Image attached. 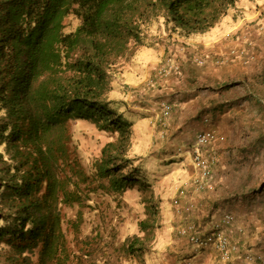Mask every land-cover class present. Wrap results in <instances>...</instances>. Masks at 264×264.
Instances as JSON below:
<instances>
[{"label": "trees", "instance_id": "trees-1", "mask_svg": "<svg viewBox=\"0 0 264 264\" xmlns=\"http://www.w3.org/2000/svg\"><path fill=\"white\" fill-rule=\"evenodd\" d=\"M237 2L0 0V251L6 264H33L35 250V264L69 262L62 210L88 199L83 186L94 181L111 195L150 187L130 156L132 123L110 106L112 83L160 17L172 32L202 34ZM70 18L78 22L67 31ZM197 114L209 117L202 108ZM75 120L114 135L93 161L92 176L71 149ZM223 137L215 145L217 163ZM153 227L139 222L141 232ZM124 248L132 256L147 250L136 235Z\"/></svg>", "mask_w": 264, "mask_h": 264}, {"label": "rangeland", "instance_id": "rangeland-1", "mask_svg": "<svg viewBox=\"0 0 264 264\" xmlns=\"http://www.w3.org/2000/svg\"><path fill=\"white\" fill-rule=\"evenodd\" d=\"M77 22L70 18L67 31ZM154 43L162 45L164 53L156 67L150 69L154 84L149 90L162 92H158V97L149 95L145 100L148 123L151 115L159 111V99L169 98L173 102L171 123L183 117V112L175 113L176 94L167 92L169 81L173 79L178 83L170 86L193 87L204 101L208 97L212 99L217 91H223L217 95L222 100L217 113L202 108L203 114L212 119V114L219 115L220 119L223 116L222 123L227 126L220 161L212 172V187L192 195L196 204L193 213L183 219L177 217L171 200L177 187L193 173L190 158L184 155L191 137L183 141L178 150L171 141L162 142L157 136V140H153L151 136L157 135L156 131L151 133L150 124L145 118H139L135 132L133 130L130 156L138 159L136 163L141 164L142 175L150 187H134L123 195H111L96 189L94 181L83 186L88 187V199L62 210L71 253L67 264H78L77 259L82 264L173 263L181 259L176 247L185 250V255L191 251L186 240L178 235V227L187 221L185 218L192 217L201 229L207 230L211 220L224 212L232 213L235 222L243 228L247 246L264 254V0H238L225 17L202 34L184 36L172 32L160 17L146 29L143 45L137 46L128 58L141 46ZM195 58H200L202 63ZM160 66L168 69L167 77L158 75ZM182 73L193 77L189 79L192 85L179 79ZM133 98L137 102V98ZM116 105L111 103L110 106L116 110ZM193 120L201 121V118ZM71 129V149L75 150L80 167L92 176L93 161L114 135L97 130L86 120L73 121ZM135 139L137 147H134ZM147 139L156 142V150L147 145ZM3 150L0 145V152ZM160 150L162 156L158 155L153 163L148 162V154ZM180 152L182 156L178 155ZM144 219L154 225L148 233L139 228V222ZM72 221H77V227H71ZM134 235L147 246L139 256L124 250L126 241ZM31 258L35 264L37 250ZM0 264H6L1 251Z\"/></svg>", "mask_w": 264, "mask_h": 264}, {"label": "built area", "instance_id": "built-area-1", "mask_svg": "<svg viewBox=\"0 0 264 264\" xmlns=\"http://www.w3.org/2000/svg\"><path fill=\"white\" fill-rule=\"evenodd\" d=\"M195 60L202 63L200 58ZM157 73L165 76L169 71L165 66H160ZM171 110L172 105L162 101L159 111L151 115L150 123L154 127H164ZM203 122L210 124V117L205 116ZM160 133L163 135V130ZM223 138L217 130L204 128L195 133L191 144L184 151L190 158L193 173L177 187L171 200L173 213L177 217L183 219V216L193 213L196 204L192 195L206 192L212 187V172L219 159L215 145ZM191 218H185L187 221L178 227V235L186 240L191 251L176 264H264V254L247 246L243 228L235 222L232 213L224 212L212 219L207 230L201 229Z\"/></svg>", "mask_w": 264, "mask_h": 264}, {"label": "crops", "instance_id": "crops-1", "mask_svg": "<svg viewBox=\"0 0 264 264\" xmlns=\"http://www.w3.org/2000/svg\"><path fill=\"white\" fill-rule=\"evenodd\" d=\"M163 49V46L157 43H154V45L152 46H141L134 56L130 57L129 60L124 62L125 64L122 66L120 72H118V75H116L112 83L113 89L109 94L112 103H117L116 111L122 114L132 123V129L134 130V132L137 127L136 122H138L139 118H145L146 123L148 125L150 124L149 130L151 131V133L156 131L155 134L157 135L151 136L152 139H156L157 136V139H160L162 142L166 141V143H170L171 141L177 147V149L182 147L181 144H183V141H186L188 137H191L190 141L188 142L190 144L195 133L198 130L204 128H213L217 130V132L223 134V132L227 130V126L225 125V123H222L223 116L221 117V119L219 115L213 116V119L210 116V124L204 123L202 121L203 119L201 121L193 120L195 119L197 113L201 110V108H215L216 111L218 110V108L220 109L221 105L218 104L222 102V100L219 99V96L217 97V95H219V92L223 91H217V93L214 94L215 96L212 95V99L208 97L206 101H204L202 100V97L197 94V91H194L196 89H194L193 87L184 88L180 87L179 85L174 88L170 86H175V84L178 83L176 81L177 79L169 81L167 78V82H170L168 86L169 91L167 92L176 94L178 102L175 113L177 111L183 112V117H181L179 121L171 123V119L174 116V112L171 111V116L167 119L166 125L164 127H154L150 123V118L148 123V117L146 115L148 106L145 100L150 96L154 97L156 95L158 97V92H162L149 90V86L154 84V81L151 78L152 74L150 73V69L156 67L155 65H157L160 61L161 56L164 53ZM191 78L193 77L183 73L179 77V79H181L182 81H186L187 83L192 85V83L189 82V79L191 80ZM246 92L249 94L252 91ZM133 97L137 98V102ZM141 101H143V103ZM162 101L168 102L170 104L173 103L169 98H166L164 100L159 99L157 103H161ZM112 108L115 109L113 106ZM173 108L174 107L172 104V109ZM159 129L163 130V135L160 133ZM152 139H149L150 141H148L147 139V145H149L150 148H153V150H156L158 145H156V142L153 141L155 139ZM137 143L138 142L135 139L134 147H137ZM158 155L162 156L161 150L158 152L156 151L154 154H148V162L153 163ZM178 155L182 156V152H180ZM184 155L187 156L186 153H184ZM175 251L180 253L181 258L186 256L185 250H182L181 247H176ZM176 261H174L173 263L168 262L167 264H176Z\"/></svg>", "mask_w": 264, "mask_h": 264}, {"label": "clouds", "instance_id": "clouds-1", "mask_svg": "<svg viewBox=\"0 0 264 264\" xmlns=\"http://www.w3.org/2000/svg\"><path fill=\"white\" fill-rule=\"evenodd\" d=\"M176 262H178V261H176Z\"/></svg>", "mask_w": 264, "mask_h": 264}]
</instances>
